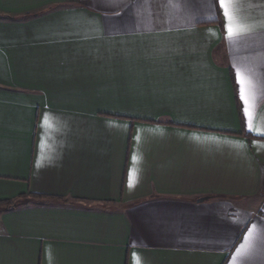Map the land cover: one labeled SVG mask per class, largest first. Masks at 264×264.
Listing matches in <instances>:
<instances>
[{"label":"crops","instance_id":"0c3cea01","mask_svg":"<svg viewBox=\"0 0 264 264\" xmlns=\"http://www.w3.org/2000/svg\"><path fill=\"white\" fill-rule=\"evenodd\" d=\"M0 264H264V0H0Z\"/></svg>","mask_w":264,"mask_h":264},{"label":"snow or ice","instance_id":"6c2138e0","mask_svg":"<svg viewBox=\"0 0 264 264\" xmlns=\"http://www.w3.org/2000/svg\"><path fill=\"white\" fill-rule=\"evenodd\" d=\"M220 4H221V6L223 7L224 4H225V0H220ZM225 16H226V17L228 16L227 11L225 12ZM228 31H229V35L231 36V35H232V28L229 27V28H228ZM241 98L245 100V104L248 103V99L243 95V93H242ZM245 113H246V115H249L247 108L245 109Z\"/></svg>","mask_w":264,"mask_h":264},{"label":"water","instance_id":"95a60500","mask_svg":"<svg viewBox=\"0 0 264 264\" xmlns=\"http://www.w3.org/2000/svg\"><path fill=\"white\" fill-rule=\"evenodd\" d=\"M203 199H201L200 201H202Z\"/></svg>","mask_w":264,"mask_h":264}]
</instances>
